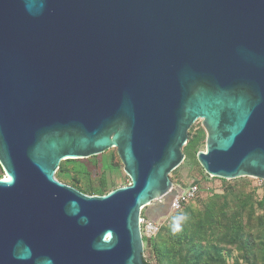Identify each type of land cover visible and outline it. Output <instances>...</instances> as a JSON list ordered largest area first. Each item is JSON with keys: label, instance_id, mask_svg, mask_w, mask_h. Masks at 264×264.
Returning <instances> with one entry per match:
<instances>
[{"label": "water", "instance_id": "95a60500", "mask_svg": "<svg viewBox=\"0 0 264 264\" xmlns=\"http://www.w3.org/2000/svg\"><path fill=\"white\" fill-rule=\"evenodd\" d=\"M198 119L207 175L264 181V0H0V264H149ZM110 148L128 184L56 178Z\"/></svg>", "mask_w": 264, "mask_h": 264}, {"label": "trees", "instance_id": "16d2710c", "mask_svg": "<svg viewBox=\"0 0 264 264\" xmlns=\"http://www.w3.org/2000/svg\"><path fill=\"white\" fill-rule=\"evenodd\" d=\"M190 129L183 152L184 162L191 165L193 161L196 163L193 159L198 151L197 146L204 140V131L201 128L191 136ZM107 154L108 157L105 155L102 159L104 170L96 185L82 183L84 176L90 174L89 170L98 165L94 159L96 155L91 156L87 163L81 162V159L62 160L55 176L83 193L103 195L117 187L116 180L110 178L109 174L113 169H120V165L113 161L114 152ZM199 179L194 178L190 184L198 186ZM220 180L221 191H213L212 197L203 201H194L198 196L196 194L194 199L162 219L157 233L147 240L150 249L147 263L264 264V181L261 196L253 198L250 193L236 187L239 182L234 185L226 179ZM179 215L186 219L182 221L181 230L174 233L172 222ZM233 251H236V255L228 263Z\"/></svg>", "mask_w": 264, "mask_h": 264}, {"label": "rangeland", "instance_id": "374dc122", "mask_svg": "<svg viewBox=\"0 0 264 264\" xmlns=\"http://www.w3.org/2000/svg\"><path fill=\"white\" fill-rule=\"evenodd\" d=\"M202 128L201 125V120L198 119L192 126L190 129L191 132V136H193L196 132H198L200 129ZM204 131V130H203ZM190 136V137H191ZM205 148V131H204V140L201 144H199L197 146L198 150H203ZM112 151L114 152V163H117L118 165H120V169H113L111 174H109V177L112 179L116 180L117 183V187L122 186V185H126L130 182V179L128 178V176L124 173L123 171V165L117 155L116 149L115 148H110L109 150H107L105 153H101L98 154L94 157L95 161L98 162V165L95 167H92L90 171L89 175H85L82 183L84 184H93L96 185L98 183V179L99 176L102 174L103 172V166H102V159L105 157V155L108 157L107 152ZM88 158H83L80 161L81 162H85L87 163ZM196 161V163L193 161V164H188L187 162H182L175 170H173L170 173V178L171 181L173 182V184L175 186H181L183 188H186V186H188L192 180L194 178L200 177L199 179V190L197 193V197L194 201L197 200H205L208 197H212L211 194L213 191L219 192L221 191V186H222V181L220 180V178L218 177H214L212 178L210 175L205 176V172L203 171L202 167L199 165V163L196 160V156L195 159H193ZM93 163V162H92ZM6 174L4 173V171L2 170L1 166H0V178H3ZM6 177V176H5ZM228 183L234 184L236 182H239L237 184H239V186H236L237 188H242L243 190H245V193H250V197H260L261 193H262V187H263V180L257 179V178H253V177H239V178H234V179H229L227 180ZM166 218V217H164ZM162 218V219H164ZM144 241V250H145V254H148L149 252V244L146 238L143 239ZM236 255V251L232 252V255L228 257V263H231L234 259ZM153 263V262H152ZM151 263V264H152Z\"/></svg>", "mask_w": 264, "mask_h": 264}, {"label": "built area", "instance_id": "2783aa9c", "mask_svg": "<svg viewBox=\"0 0 264 264\" xmlns=\"http://www.w3.org/2000/svg\"><path fill=\"white\" fill-rule=\"evenodd\" d=\"M182 189L183 190L180 193L172 198L170 202L171 211L181 208L184 204L194 199L198 192V186L196 184H189L186 188L182 187ZM161 222L162 218L158 220H151L141 213L139 216V225L143 239L146 238L148 240L152 238L157 233ZM145 259L150 260V253L145 254Z\"/></svg>", "mask_w": 264, "mask_h": 264}, {"label": "clouds", "instance_id": "9594fccd", "mask_svg": "<svg viewBox=\"0 0 264 264\" xmlns=\"http://www.w3.org/2000/svg\"><path fill=\"white\" fill-rule=\"evenodd\" d=\"M185 219H186V217L183 216V215L176 216L173 219V222H172V231L174 233L175 232H179L181 230L182 221H184Z\"/></svg>", "mask_w": 264, "mask_h": 264}, {"label": "crops", "instance_id": "0c3cea01", "mask_svg": "<svg viewBox=\"0 0 264 264\" xmlns=\"http://www.w3.org/2000/svg\"><path fill=\"white\" fill-rule=\"evenodd\" d=\"M181 187V186H180ZM148 253H150V250H149V252Z\"/></svg>", "mask_w": 264, "mask_h": 264}, {"label": "bare ground", "instance_id": "6f19581e", "mask_svg": "<svg viewBox=\"0 0 264 264\" xmlns=\"http://www.w3.org/2000/svg\"><path fill=\"white\" fill-rule=\"evenodd\" d=\"M6 177L8 176V175H5Z\"/></svg>", "mask_w": 264, "mask_h": 264}]
</instances>
